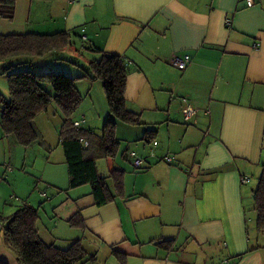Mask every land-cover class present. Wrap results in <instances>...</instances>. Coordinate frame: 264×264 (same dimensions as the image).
<instances>
[{
    "label": "crops",
    "instance_id": "1",
    "mask_svg": "<svg viewBox=\"0 0 264 264\" xmlns=\"http://www.w3.org/2000/svg\"><path fill=\"white\" fill-rule=\"evenodd\" d=\"M49 1L16 0L14 19L0 18V34H50L56 24L78 38L86 63L95 57L86 48L120 56L127 69L126 108L143 124L118 122L116 138L128 146L120 157L96 162L102 177L113 169L125 172V198L100 207L88 185L67 190L63 150L61 186L50 140H42L40 148L37 142L23 147L0 127V184L22 183L28 171H39L34 201L31 196L21 201L40 205L49 218L46 223L38 218L40 238L45 242L47 231L49 244L66 245L59 248L81 240L96 257L81 264H120L111 247L127 255L126 264H264V232L256 230L253 208L264 154V0H254L251 7L239 0ZM47 3L57 21L46 11L50 21L34 20L28 27L35 10ZM184 54L191 61L181 71L171 60ZM75 85L84 99L80 116L71 120L81 129L100 130L108 117L100 81L84 78ZM183 98L195 109L187 121ZM56 108L51 104L34 119L36 133L40 118L51 112L59 118L54 125L59 130L63 117ZM146 130H153V139L144 138ZM37 151L42 157L38 170V156L32 157ZM135 158L143 161L141 170L132 166ZM13 167L24 175L11 174ZM243 176L248 183L241 182ZM42 181L46 187L39 188ZM77 212L84 228L71 227L78 230L71 240L59 234L61 221L68 223ZM160 239L173 240V250L150 242ZM101 251L110 255L104 262ZM0 261L19 264L1 237Z\"/></svg>",
    "mask_w": 264,
    "mask_h": 264
},
{
    "label": "trees",
    "instance_id": "2",
    "mask_svg": "<svg viewBox=\"0 0 264 264\" xmlns=\"http://www.w3.org/2000/svg\"><path fill=\"white\" fill-rule=\"evenodd\" d=\"M15 5L16 0H0V18L12 21ZM71 39L72 35L65 31L50 34H0V61L20 55L43 57L71 46ZM85 50L91 51L95 57L82 67L83 75L77 78L55 72L8 73V97L5 98L0 93V127L5 135L11 136L19 145L28 147L38 138L33 126L34 119L54 102L63 117L58 137L67 167V190L88 185L94 204L100 207L125 198V172L113 169L107 177H102L97 171L96 162L117 156L120 148V142L116 138L118 122L128 126H139L143 122L139 114L126 108L127 69L123 59L96 48ZM84 78L99 80L106 97L109 116L104 120L99 134L87 129L76 131L72 126L71 117L82 101V95L75 84L76 80ZM45 85H49L53 93L48 92ZM152 132L153 130H146L144 138L153 139ZM83 140L87 141L86 147L83 146ZM39 207L23 204L9 215H0L2 242L19 264L96 262V257L86 252L81 240L72 241L67 248L46 244L37 230ZM253 208L256 213V230L263 233L264 154L260 176L253 191ZM68 223L73 228H84V221L78 212L68 219ZM150 242L167 251H172L174 247L173 240ZM111 254L120 264H126L125 253L111 247ZM0 264L4 263L0 261Z\"/></svg>",
    "mask_w": 264,
    "mask_h": 264
},
{
    "label": "rangeland",
    "instance_id": "3",
    "mask_svg": "<svg viewBox=\"0 0 264 264\" xmlns=\"http://www.w3.org/2000/svg\"><path fill=\"white\" fill-rule=\"evenodd\" d=\"M52 1H58V0H50L48 3L52 2ZM47 3V6H41L39 8L38 11L35 10V13H37V15L35 13H33V16L30 19V22L28 24V27H31L34 20H37L38 22H45V20L47 19V21H50V18H53L54 21H57L58 17L55 15V12H52L51 10H47L49 9V5ZM46 11L48 13H51V17H47L46 16ZM57 12V11H56ZM59 15V14H58ZM62 17V16H60ZM60 28L58 27L56 24L53 26L52 31L53 33L55 32H59L62 31L61 29H57ZM43 30H48L46 28H44ZM71 42L73 43L71 46L63 49V50H59L57 52H53L50 54H47L43 57H37V56H30V55H20V56H14L11 58H7L4 61H0V79H3L4 83V93L0 91V93L7 98L8 97V93H7V74L10 72H20V71H31L33 73H48V72H55V73H62L65 75H68L70 77L73 78H77L83 75V70L82 67L85 66L87 63L86 61V57L84 56L83 52L80 51V41H78V38L76 37H72ZM82 47V46H81ZM9 68V69H8ZM5 69H8L5 71ZM77 82V80H76ZM101 83V82H100ZM102 85V83H101ZM45 89L50 92L53 93L52 88L49 85H45L44 86ZM3 88V87H2ZM1 90V87H0ZM3 90V89H2ZM84 97L82 96V101L79 104L77 110L75 111V116H80L79 112V108L81 107V104L83 102ZM104 100L105 103H107L106 101V97L104 94ZM53 106L55 105L54 102L51 103ZM50 104V105H51ZM106 107L108 109V106L106 104ZM59 116L62 118V114L60 113V111L58 110V108H56ZM74 114L72 115V117L74 116ZM108 116H109V110H108ZM113 118V117H111ZM59 118L57 116H55L52 112L48 113L46 115L43 116V118H40V120L38 121L37 126L39 127V129H37V135L38 141H35L36 147L40 148L43 147L41 145L42 140H50L48 142H50V145L52 144L53 146V156L52 159L54 160L55 164H57L54 168L56 176H57V182L63 186L62 184H64L65 182V173H64V177L63 174L61 175V163H59L61 161V155H62V147L59 146V137H58V130L55 129L54 125L58 122ZM89 130V129H87ZM92 132H95L96 134L100 133V130L97 129L96 131L94 129H90ZM33 143V144H35ZM32 144V145H33ZM30 145V146H32ZM128 146L127 143L124 142H120V151L118 153V157H120V155L124 152V149ZM35 147V148H36ZM129 151V150H128ZM40 151L34 153L32 155V157L34 156H38V161L37 164L35 166V169L38 170V166L41 163V156H40ZM129 153V152H128ZM122 159V158H120ZM65 165V164H64ZM42 164L40 165V170H41ZM3 172V166L2 164H0V174H2ZM38 172V173H36ZM34 173V170H32V172L28 171L29 174H26V178L24 180H21L22 183H17L16 185L13 184V182L9 179V183H11L12 185H8L6 184H0V215H9L10 210L14 209L16 206L23 204L24 200H27V198L29 196H31V200L32 202L34 201V198L36 197L37 194V189H35V180L37 179V177L40 176L39 171H36ZM22 173L20 171V167H13V172L11 174H20ZM23 174V173H22ZM9 175V174H8ZM24 175V174H23ZM8 178V176H7ZM39 180V179H38ZM41 182V181H40ZM38 182V183H40ZM43 184H41L39 186V188L41 187H46L44 185V181H42ZM85 189H89L88 186H82ZM52 189V188H51ZM55 189V188H53ZM39 190V189H38ZM46 190V189H45ZM49 190V188L47 189ZM46 190V191H47ZM48 192V191H47ZM50 193V192H49ZM52 193V192H51ZM54 198V197H53ZM23 200V201H21ZM43 204L48 203L47 199H44ZM48 209L50 210V208L48 207ZM38 213L40 214L39 216L42 218L43 222L46 223L48 221V217H46L44 215V213L42 212V209L39 208L38 209ZM61 231L59 232V234H63L66 236H70L71 240L73 238H75L76 235V231L78 230H71V226H69V224L66 222H62L61 221ZM44 230V226L42 227ZM70 229V230H69ZM48 234L47 231H43V236H45V242L49 244L50 239L46 236ZM0 237L2 238V233L0 232ZM47 240V241H46ZM66 246V245H61L60 243L56 242L55 246ZM66 248V247H64ZM87 250H91L90 246L87 244ZM109 254H105L104 251H101L100 253V261L104 262V258L109 257Z\"/></svg>",
    "mask_w": 264,
    "mask_h": 264
},
{
    "label": "built area",
    "instance_id": "4",
    "mask_svg": "<svg viewBox=\"0 0 264 264\" xmlns=\"http://www.w3.org/2000/svg\"><path fill=\"white\" fill-rule=\"evenodd\" d=\"M240 2H243L245 4L246 7H251L254 5V0H239ZM226 24L227 26H230L231 24V20L229 18L226 19ZM82 39L85 40L86 37L83 35ZM254 47H256V44L254 45ZM191 61L190 56L187 54H184L183 56H174L171 60V64L173 67H175L178 70H184L187 65L189 64V62ZM182 115L184 117V119L190 120L193 115L195 114V109L190 105V103H188V101L184 98L183 99V107L181 109ZM72 126L75 128V130H80L81 129V123L79 121H72ZM83 146L86 147L87 146V141L83 140L82 141ZM156 145V142H153V146ZM133 153H130V156H133ZM167 162L170 161L169 158H166ZM142 164L143 161L139 158H135L133 160V164L132 166L135 169H139L142 168ZM249 179L247 177H241V182L242 183H248ZM44 196V194H42ZM222 264H227V261H223Z\"/></svg>",
    "mask_w": 264,
    "mask_h": 264
}]
</instances>
